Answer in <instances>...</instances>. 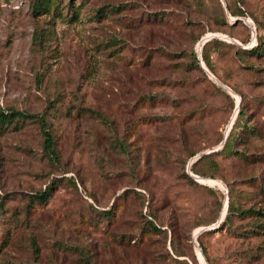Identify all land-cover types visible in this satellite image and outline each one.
<instances>
[{
  "label": "rangeland",
  "instance_id": "rangeland-1",
  "mask_svg": "<svg viewBox=\"0 0 264 264\" xmlns=\"http://www.w3.org/2000/svg\"><path fill=\"white\" fill-rule=\"evenodd\" d=\"M50 1L0 0V107L54 147L0 132V264H264V0Z\"/></svg>",
  "mask_w": 264,
  "mask_h": 264
},
{
  "label": "trees",
  "instance_id": "trees-1",
  "mask_svg": "<svg viewBox=\"0 0 264 264\" xmlns=\"http://www.w3.org/2000/svg\"><path fill=\"white\" fill-rule=\"evenodd\" d=\"M50 4H51L50 0H32L31 11L33 13H38L39 11L45 12L47 9H49L48 7ZM226 6H227V9L231 15H242V13H243L239 8H237L236 10H232L229 8L228 4ZM98 11H100V10H98ZM261 41L259 40V44H256L255 47L250 48L248 50L249 53H252V55H258L260 49L263 48ZM207 42L208 41H206L205 43H207ZM205 43L203 42V46L205 45ZM201 59L204 62V64L206 65V67L209 68L210 65H209L207 55L205 53H203V51L201 53ZM192 61L194 62L195 67L196 68L198 67V69H199V66H198L199 64L197 62L198 59L193 53H192ZM242 115H243L242 110H238V112L235 116V119H234L228 133L226 134L224 140H223L222 147L220 148V151L225 152V153H229L232 151V153H234L238 157L241 156L242 153L240 150H233L232 149L234 146V143H235V139L237 138V134L239 133V130H241V128L243 129L244 133L251 132L250 126H247L246 124L244 125V124L240 123V119L243 118ZM25 121L38 123L39 131L43 137V142H42L43 147H45V149L49 153L54 154V147H53L51 135L46 128V122H45L44 118L40 117V115H37V114H29L23 110L2 109L0 107V132L4 131L9 126H11L12 128H18L19 125ZM196 161H197V159L191 163L190 170L194 174H197L200 177L210 176V174H207L204 172H197L195 170L194 164ZM186 178L189 181L193 182V180L190 176L186 175ZM52 188H53L52 182H50L46 188L39 190L37 192L31 193L28 197L27 208L31 207L32 203H38V204L39 203H45L52 194V190H53ZM0 206H1V202H0ZM231 209H232V206L230 203H228L226 215L228 214V212L232 213V211H230ZM235 210H236V208H235ZM246 211H250V210L246 209L245 212ZM104 213L107 214V212H104ZM258 213H260V212H258ZM226 215L224 217V220L226 218ZM147 222H148V225H149L151 230H154V231L159 230L152 223V220L151 221L148 220Z\"/></svg>",
  "mask_w": 264,
  "mask_h": 264
},
{
  "label": "water",
  "instance_id": "water-1",
  "mask_svg": "<svg viewBox=\"0 0 264 264\" xmlns=\"http://www.w3.org/2000/svg\"><path fill=\"white\" fill-rule=\"evenodd\" d=\"M203 44V42L201 43V45ZM200 66L203 68V70L205 71V72H207L208 73V71L205 69V67L202 65V64H200ZM209 74V73H208ZM211 75V74H210ZM212 76V75H211ZM225 137V136H224Z\"/></svg>",
  "mask_w": 264,
  "mask_h": 264
}]
</instances>
